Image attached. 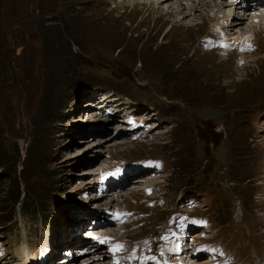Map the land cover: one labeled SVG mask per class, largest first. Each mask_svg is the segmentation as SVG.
Returning <instances> with one entry per match:
<instances>
[{
	"label": "rangeland",
	"instance_id": "374dc122",
	"mask_svg": "<svg viewBox=\"0 0 264 264\" xmlns=\"http://www.w3.org/2000/svg\"><path fill=\"white\" fill-rule=\"evenodd\" d=\"M118 1L0 0V264H18L24 245L34 254L53 231L83 221L64 264H87L85 254L88 264H114L101 240L162 264L168 244L145 240L174 228L185 196L201 202L187 208L191 217L212 228L190 231L205 252L191 264H219L223 254L264 264V31L229 47L231 31L215 25L228 0L199 5L186 16H200L197 25ZM105 102L129 103L123 119L156 122L131 118L128 133L132 123L99 112ZM139 162L150 168L131 177L143 184L101 199L103 177ZM118 212L123 227H102Z\"/></svg>",
	"mask_w": 264,
	"mask_h": 264
},
{
	"label": "bare ground",
	"instance_id": "6f19581e",
	"mask_svg": "<svg viewBox=\"0 0 264 264\" xmlns=\"http://www.w3.org/2000/svg\"><path fill=\"white\" fill-rule=\"evenodd\" d=\"M119 1L121 3L125 0H119ZM129 1L131 2L132 0H129ZM211 1H213V0H142L141 2H143V4H145V5H149L150 7H153L154 9H155V7H158L160 9H162L163 11H167V12H169V11L171 12L174 10V13H177L176 21H185V22H182V24H185V25H195V24L197 25L198 22L195 19H197L200 16L197 15V16L191 17L190 19L187 17L191 16L192 14L195 15V11L198 9L199 5H203L206 7L207 2H211ZM228 3H229V5H227ZM228 3L226 4V8H225L228 11L225 12L224 11L225 9L223 10L224 13H226V18L223 19V17H222L220 20V24L219 25L215 24L217 27L216 30H218V31L220 30L222 32L223 31H227V32L231 31L229 33V40H228V43H229L228 46L229 47L239 45L240 43H252V42H254L258 33L260 31H264V0H231V1L228 0ZM232 4H235V6H236L234 9H233ZM239 7H242V8H239ZM182 13H183V16H181ZM231 13H234V14H231ZM230 15H232V16H230ZM240 15H242V16H240ZM233 17H234V19H233ZM229 20H230V22L233 20L232 24L230 22H228ZM233 25H236V27L233 28L232 27ZM225 28H226V30H225ZM241 55H242V58L245 60V57H246L245 54L242 53ZM247 57H249V56H247ZM245 62H247V61H245ZM106 98L104 97L103 100H105ZM104 105H108V104L106 103ZM94 114L96 117V114H98V113H94ZM92 115H90V116L92 117ZM119 143H125V142L119 141V142H116L115 145L117 146ZM111 144L112 143H110V145ZM119 145H121V144H119ZM122 167H124V169H127V170H124V172L120 171L119 173H117L115 175V176L123 175L122 183L114 184V183L110 182L108 179H105V180L103 179V181H104V182H102L103 187L106 189L107 192L101 194V196H100L101 199L107 197V199L110 200V202H114L115 200H117V198H121V196H117V194H118L117 192L119 191V189H121L123 186H125L126 182L133 181V184L141 183L140 181H138L139 176L136 175L135 178L131 177L132 173L141 171V168H139V166L135 165L133 167H127V166H122ZM122 167H118L117 169L114 170V172L118 171V170H122ZM96 171H97V169H95L94 171H87V172L85 171V174H96ZM90 178L92 179V177H90ZM93 181L95 182L96 180H93ZM88 183L91 186L94 185V183L91 182V180ZM141 184H143V183H141ZM136 186H134L132 188H135ZM139 186H141V185H138L137 187H139ZM68 206L70 207L71 204H69ZM73 210H75V209H72L71 212ZM74 217H75V215H74ZM99 217L89 216L88 218H85V219L90 220L92 218L93 220H96ZM84 226H85L84 221L79 222L78 224H76V226L74 225L75 229L76 228L81 229ZM75 229H73V227H72L69 232H66L64 235H61V237L56 232L54 239H56V241L58 239V241H60V245H62V247H64V249H63L64 256L62 258H59L60 257L59 255H58L59 257L57 255L53 256L50 259V262L51 263L53 262L52 264H64L66 260H69V259L71 260V258L73 257V255H72L73 253L71 251H69V248H66V247H68L72 243V240L76 237L78 230H75ZM57 246L58 245L56 244V247ZM70 247L73 248L72 245ZM177 247L180 248V246H177ZM23 251H24V257L22 259L24 262H27L28 264H38V262L36 261V259H37L36 254L31 255L32 253L29 252L28 246L24 245ZM70 253H72V254H70ZM58 254H59V252H58ZM26 256H27V258H26ZM102 256L104 257V255H102ZM82 258L84 259L83 261L87 262V264H88L90 259H88L87 255L86 254L83 255Z\"/></svg>",
	"mask_w": 264,
	"mask_h": 264
},
{
	"label": "snow or ice",
	"instance_id": "6c2138e0",
	"mask_svg": "<svg viewBox=\"0 0 264 264\" xmlns=\"http://www.w3.org/2000/svg\"><path fill=\"white\" fill-rule=\"evenodd\" d=\"M224 47H228L227 45H223ZM248 50H251V45L247 46ZM243 50V49H242ZM120 214L117 213V216H119ZM206 223V222H205ZM96 239H99L98 237ZM122 246L117 245V248L115 250H120Z\"/></svg>",
	"mask_w": 264,
	"mask_h": 264
},
{
	"label": "trees",
	"instance_id": "16d2710c",
	"mask_svg": "<svg viewBox=\"0 0 264 264\" xmlns=\"http://www.w3.org/2000/svg\"><path fill=\"white\" fill-rule=\"evenodd\" d=\"M87 241L89 242L90 240L87 239Z\"/></svg>",
	"mask_w": 264,
	"mask_h": 264
}]
</instances>
